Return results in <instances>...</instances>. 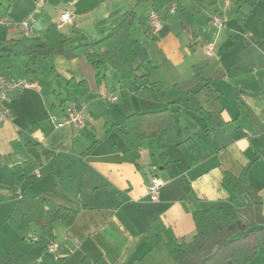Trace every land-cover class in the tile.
<instances>
[{
	"label": "crops",
	"instance_id": "1",
	"mask_svg": "<svg viewBox=\"0 0 264 264\" xmlns=\"http://www.w3.org/2000/svg\"><path fill=\"white\" fill-rule=\"evenodd\" d=\"M170 1L46 0L35 13L36 0H0L3 17L13 23L34 18L35 36L57 25L65 11L76 17L58 28L72 56L41 58L35 74L26 70V47L35 36L25 41L16 25L0 27V48H13L24 63L16 69L12 57L16 74H6L38 85L11 100L13 119L0 124V264H175L165 242L153 247L146 239L155 219L186 242L196 234L197 210L215 206L226 219L249 220L244 197L223 182L226 171L248 178L264 213V50L248 42L264 36V0H175L178 11L164 14L161 29L152 33L150 11ZM131 10L144 19L131 30L144 76L122 80L112 66L86 54ZM214 14L224 19L223 29L212 25ZM209 42L215 50L206 58ZM198 76L212 82L194 95ZM71 79L84 84L72 87ZM71 101L85 109L82 128L57 126ZM167 106L175 112V142L166 158L158 140L148 138L137 163L123 161L127 145L107 125ZM200 107L213 113L210 122L198 114ZM24 162L33 165L32 182L14 175V166ZM154 176L163 181L158 202L148 194ZM13 189L76 211L73 224L55 222V251L32 240L41 236L37 225L19 231L8 222L19 208ZM250 264H264V248Z\"/></svg>",
	"mask_w": 264,
	"mask_h": 264
},
{
	"label": "trees",
	"instance_id": "2",
	"mask_svg": "<svg viewBox=\"0 0 264 264\" xmlns=\"http://www.w3.org/2000/svg\"><path fill=\"white\" fill-rule=\"evenodd\" d=\"M139 3L144 0H138ZM144 22L135 10L122 15L112 32L95 43L91 52L86 54L89 61H96L98 65H110L120 75L122 80L143 77L138 55L134 50L131 30L136 21ZM248 41V40H247ZM67 37L57 25H50L43 36H35L33 42L26 47L28 61L26 70L35 74L39 68V61L54 54L72 56V50L66 48ZM264 50V36L250 39ZM8 49L0 48V55L4 56ZM100 78V74H98ZM198 84L190 91L199 94L210 87L212 78L198 76ZM74 79L69 81L72 87L83 85ZM198 114L206 122H210L213 113L200 107ZM175 112L171 106L159 110L130 113L125 115L121 124L107 125L108 132L115 130L123 137L127 149L122 160L137 163L140 158L141 143L148 138H156L163 150L160 157L165 159V149L175 142ZM189 145L191 143L189 142ZM33 165L30 162L16 164L14 175L18 181H34L37 177L32 174ZM223 182L232 192L240 193L245 201L249 220L244 221L235 215L226 219L215 207L197 210L193 213L196 224V234L192 241H179L170 228L163 221L155 219L146 231V239L151 246L156 247L165 242L175 264H250L257 256L259 248H264V213L263 200L258 192L250 185L247 177H237L231 172L224 173ZM12 195L18 198L19 208H14L8 217V222L16 230H24L31 224L40 228L39 243L47 246L54 241V224L62 221L73 224L77 218L75 210L64 207L55 201L39 199L28 195H19L12 190Z\"/></svg>",
	"mask_w": 264,
	"mask_h": 264
},
{
	"label": "built area",
	"instance_id": "3",
	"mask_svg": "<svg viewBox=\"0 0 264 264\" xmlns=\"http://www.w3.org/2000/svg\"><path fill=\"white\" fill-rule=\"evenodd\" d=\"M37 5L35 13H40L46 4V0H36ZM179 9V6L175 0H171L162 9L151 10L147 22L152 33L159 31L163 25V16L168 13H175ZM75 14L72 11H65L59 22L57 23L58 28H62L66 24H74ZM34 18L24 20L20 23H13L8 17H3L0 20V25H16L21 33L25 37H32L36 35V30L33 26ZM212 25L217 29H223L225 27L224 19L219 14L212 15L211 19ZM215 50V43L209 42L205 46V51L207 54L211 55ZM38 85L36 82L29 81L25 78H12L7 74L0 73V124L11 121L13 119V114L9 103L11 100L21 91L26 88H36ZM112 100H116L113 97ZM85 122V109L83 105L76 101H71L66 107L65 116L62 120L57 121V126L62 127L65 125H73L79 128L84 127ZM163 186V181L158 177L154 176L148 185V194L152 202H158L160 200V191ZM32 240L38 242L40 237L38 235H33ZM57 248V243L55 241L50 242L46 249L48 251H55Z\"/></svg>",
	"mask_w": 264,
	"mask_h": 264
},
{
	"label": "rangeland",
	"instance_id": "4",
	"mask_svg": "<svg viewBox=\"0 0 264 264\" xmlns=\"http://www.w3.org/2000/svg\"><path fill=\"white\" fill-rule=\"evenodd\" d=\"M5 5H6L5 3H0V20L4 16V6ZM0 27H3V26L0 25ZM21 38H22V40H25V41H31V38L25 37L23 34L21 35ZM16 54L14 53L13 48H10V49H8L7 56H3V57L0 58V73L6 74L7 72H9L12 76H15L16 71H14L15 69H13V65H11L12 57H15V58H13V59H15V61H13L14 64H15V68L18 69V67L20 66L21 70H23L24 63H23V61H22V63H21V61L19 62L18 57H20V55L17 54V56H15ZM10 55H14V56H10ZM206 56H205L206 58L210 57V55H206ZM184 86L187 87L188 84H184ZM5 179H6V177H5V174H4V180ZM1 241L3 243V236L1 238Z\"/></svg>",
	"mask_w": 264,
	"mask_h": 264
},
{
	"label": "water",
	"instance_id": "5",
	"mask_svg": "<svg viewBox=\"0 0 264 264\" xmlns=\"http://www.w3.org/2000/svg\"><path fill=\"white\" fill-rule=\"evenodd\" d=\"M213 77H214L215 79H218V77H217L216 75H213Z\"/></svg>",
	"mask_w": 264,
	"mask_h": 264
}]
</instances>
